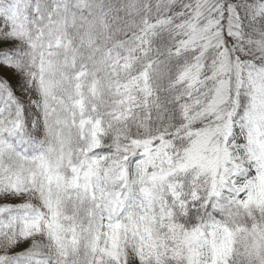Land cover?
<instances>
[{"label": "snow or ice", "instance_id": "6c2138e0", "mask_svg": "<svg viewBox=\"0 0 264 264\" xmlns=\"http://www.w3.org/2000/svg\"><path fill=\"white\" fill-rule=\"evenodd\" d=\"M0 264H264V0H0Z\"/></svg>", "mask_w": 264, "mask_h": 264}]
</instances>
